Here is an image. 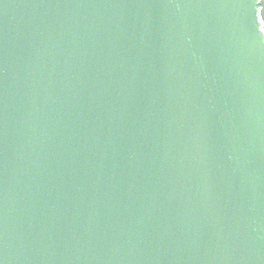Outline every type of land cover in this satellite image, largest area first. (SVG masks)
Returning a JSON list of instances; mask_svg holds the SVG:
<instances>
[{
	"label": "water",
	"instance_id": "1",
	"mask_svg": "<svg viewBox=\"0 0 264 264\" xmlns=\"http://www.w3.org/2000/svg\"><path fill=\"white\" fill-rule=\"evenodd\" d=\"M264 0H0V264H264Z\"/></svg>",
	"mask_w": 264,
	"mask_h": 264
},
{
	"label": "built area",
	"instance_id": "2",
	"mask_svg": "<svg viewBox=\"0 0 264 264\" xmlns=\"http://www.w3.org/2000/svg\"><path fill=\"white\" fill-rule=\"evenodd\" d=\"M259 19H260V22L262 23V27L264 28V19H263V15H261V9L259 11Z\"/></svg>",
	"mask_w": 264,
	"mask_h": 264
},
{
	"label": "trees",
	"instance_id": "3",
	"mask_svg": "<svg viewBox=\"0 0 264 264\" xmlns=\"http://www.w3.org/2000/svg\"><path fill=\"white\" fill-rule=\"evenodd\" d=\"M263 19H264V9H263Z\"/></svg>",
	"mask_w": 264,
	"mask_h": 264
}]
</instances>
